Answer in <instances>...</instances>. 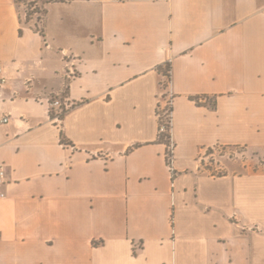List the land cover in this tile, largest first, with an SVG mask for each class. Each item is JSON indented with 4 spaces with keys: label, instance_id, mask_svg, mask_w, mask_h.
<instances>
[{
    "label": "crops",
    "instance_id": "obj_1",
    "mask_svg": "<svg viewBox=\"0 0 264 264\" xmlns=\"http://www.w3.org/2000/svg\"><path fill=\"white\" fill-rule=\"evenodd\" d=\"M45 7L40 32L0 0V264H264L259 157L221 175L201 160L214 146L264 160V0ZM57 98L73 104L60 125Z\"/></svg>",
    "mask_w": 264,
    "mask_h": 264
},
{
    "label": "built area",
    "instance_id": "obj_2",
    "mask_svg": "<svg viewBox=\"0 0 264 264\" xmlns=\"http://www.w3.org/2000/svg\"><path fill=\"white\" fill-rule=\"evenodd\" d=\"M36 4H38V2H36ZM36 4L34 5V8L38 6ZM1 73L2 68L0 67V86L6 82V78L2 76ZM75 74L76 69L74 64H72V66L68 67L66 76L67 78L71 79L75 76ZM173 98V94L170 91H167L164 93L162 100L158 101L156 106V116L158 119V140H160L166 146V158L169 165L172 163L173 151L175 148V142L173 139ZM53 106L54 110L52 111V119L56 124L60 125L66 111H68V109H70L73 104H71L68 100L57 98L53 101ZM8 121L9 115H6L2 122ZM210 173L214 175H221L223 172L210 171ZM4 179L5 171L3 168H0V183L4 182ZM2 196L3 193H0V197Z\"/></svg>",
    "mask_w": 264,
    "mask_h": 264
},
{
    "label": "rangeland",
    "instance_id": "obj_3",
    "mask_svg": "<svg viewBox=\"0 0 264 264\" xmlns=\"http://www.w3.org/2000/svg\"><path fill=\"white\" fill-rule=\"evenodd\" d=\"M33 0H27L26 2H20L22 12L24 15V20L26 13L34 11V6H30V2ZM42 6L40 2L36 4ZM168 77L164 80V88L167 92L169 86V72H167ZM254 157H259L258 162L251 164L252 169H263L264 162L262 155L258 153H252L245 147H226V146H214L205 150L202 154L201 160L205 166L210 171L216 172H227L228 166L233 164H243L247 165L251 159ZM245 163V164H244Z\"/></svg>",
    "mask_w": 264,
    "mask_h": 264
},
{
    "label": "trees",
    "instance_id": "obj_4",
    "mask_svg": "<svg viewBox=\"0 0 264 264\" xmlns=\"http://www.w3.org/2000/svg\"><path fill=\"white\" fill-rule=\"evenodd\" d=\"M19 2H26L27 0H18ZM55 1H63V0H33L30 2V6H34L36 2H40L42 6H36L35 10L32 12H27L25 17V22H30L31 20H34L36 23V28L40 31L39 23L43 20L45 14H46V5L55 2ZM159 71L163 73L164 77L167 78V72H169V65L167 64L164 68L159 67ZM164 85V84H163ZM61 140L63 143H68L66 140L63 132H61ZM160 141V140H159ZM161 142V141H160Z\"/></svg>",
    "mask_w": 264,
    "mask_h": 264
}]
</instances>
